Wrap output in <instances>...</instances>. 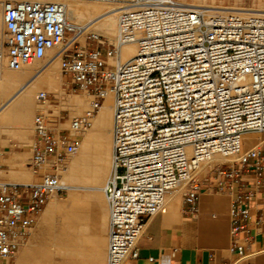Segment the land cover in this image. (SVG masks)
<instances>
[{"label": "built area", "instance_id": "obj_1", "mask_svg": "<svg viewBox=\"0 0 264 264\" xmlns=\"http://www.w3.org/2000/svg\"><path fill=\"white\" fill-rule=\"evenodd\" d=\"M68 1L83 0H0V66L18 69L63 46L60 72L92 97L79 115L34 113L27 164L35 180L4 179L0 144V264H12L40 211L64 191L60 169L77 148L74 134L91 125L107 91L106 264L137 258L149 221L166 212L167 195L182 181L186 213L197 210L207 185L232 194L231 235L245 228L264 187V14L177 0H95L120 6L116 37L102 46L88 33L73 49L81 25L67 19ZM128 42L137 51L120 62ZM46 97L37 93L40 102ZM252 133L258 136L250 145L245 138ZM215 155L230 160L212 161ZM232 248L231 264L255 254L236 241Z\"/></svg>", "mask_w": 264, "mask_h": 264}, {"label": "bare ground", "instance_id": "obj_2", "mask_svg": "<svg viewBox=\"0 0 264 264\" xmlns=\"http://www.w3.org/2000/svg\"><path fill=\"white\" fill-rule=\"evenodd\" d=\"M177 1L181 5L201 6L207 8L206 10L257 12L264 14V8L224 6L216 3L214 0H210L209 2L206 0H194L192 2L187 0ZM119 7L120 6L114 4L95 0L68 1L66 6V17L69 21L81 25V29L75 34L76 39L80 40V42H84V36L88 33L104 36L110 41H113L117 34V15L120 9ZM62 48L63 46L56 47L49 51L46 54L47 58L41 63H37L36 61L29 62L18 69L9 68L5 64L0 66V129L3 132L9 133L8 124L11 121H15V123H19L21 127V137L25 139L22 135H25L26 131L23 129L26 128L32 111L38 108L41 112H46V109L43 110V108H41V104L45 103L46 100L43 102L38 101L37 93L39 91H45V89L54 91L60 90L59 85L61 79L58 71ZM136 51L137 47L135 43L128 42L124 44L121 47L119 61H125L134 55ZM109 62L113 63L114 61L110 60ZM66 99L63 105L73 113H81L85 105L87 106L86 109L91 107V99L87 101V94L85 92H83L82 95L75 94ZM111 132L112 94L107 91L102 103L98 106L92 118L91 125L84 131L74 134L75 138L79 137L78 139L76 138L77 148L67 158V164L60 169L61 181L64 186L67 187L70 194L74 193V189L77 188L93 187L97 189L99 187L102 188L105 184L111 170ZM257 136L258 135L255 133L249 134L247 138H245V142L251 145ZM248 137L251 138L250 142L247 140ZM11 154L9 153V155L4 158L6 167L3 168L2 173L5 178L8 181L14 182H31L32 171L29 170L30 168H25L24 159L21 156V159H17L11 156ZM215 160L227 161L230 160V158H221V156L215 155L212 161ZM183 184V181L180 182L171 192L170 196L167 197V200L171 198L179 199V191L183 189ZM95 196L103 199L100 191H96ZM60 205L61 203L59 201H53L48 204V208L49 210L57 209ZM92 205L94 206L93 203ZM48 217L49 215H47V218ZM18 250L20 252L19 257H17L14 264H80L75 257V251L66 248H62L61 250L59 248L56 249L55 253L57 257H44L43 260H41L42 263H37L35 260H32L33 257L31 256V251L28 249L26 242Z\"/></svg>", "mask_w": 264, "mask_h": 264}, {"label": "crops", "instance_id": "obj_3", "mask_svg": "<svg viewBox=\"0 0 264 264\" xmlns=\"http://www.w3.org/2000/svg\"><path fill=\"white\" fill-rule=\"evenodd\" d=\"M4 137L9 136L5 134ZM94 191L86 189L84 192L92 194ZM232 198L228 192H217L204 185L197 201V210L191 215L184 211L181 194L179 199H168L166 212L152 217L140 237L137 258L124 264H231L235 257L233 241L255 252L250 259L238 264H264V187L252 203L251 218L246 227L234 235L230 233ZM77 200L76 203L66 200L59 210H49L47 204L43 207L26 239L34 258L32 260L42 263L47 238L50 231L56 229L64 234L63 246L84 247L79 253L82 255L79 259L81 263L89 262L91 258L105 260L107 202L95 194ZM255 217H260L258 225L253 221Z\"/></svg>", "mask_w": 264, "mask_h": 264}, {"label": "rangeland", "instance_id": "obj_4", "mask_svg": "<svg viewBox=\"0 0 264 264\" xmlns=\"http://www.w3.org/2000/svg\"><path fill=\"white\" fill-rule=\"evenodd\" d=\"M187 1H191L192 2L194 0H187ZM206 1L209 2L210 0H206ZM214 1L216 3L222 4L224 6H230L231 5V6H237V7L241 6V7H260V8H264V0H214ZM205 9H207V8H205ZM0 32H1V25H0ZM99 39L104 41V44H101L100 42L98 43L99 45H102V46H106L107 41H110L108 38H106L104 36H100ZM95 43L96 42H94V44ZM79 44L82 45L83 43L80 42V40H79V43H76L73 46V49H76V47ZM46 58H47V55L43 59L38 60L36 62L37 63H41ZM58 72H59V76H60V79H61L60 80V85H59L60 86L59 87L60 90L59 91H54V90L45 89V91L47 93L46 102L41 104V108H43V110L46 109V112H52L53 114L60 113L64 118L71 117L72 115L81 114L87 108V106L85 105V107L82 108L81 113H73V112L70 111V109H68L67 107H65L63 105L65 103V101L67 100L66 98H69V97H71V96H73L75 94L82 95L83 92H85L87 94V101L89 99H91L92 97L86 91L76 88V86L70 82L69 77L60 72V65H59V71ZM37 111H40V109L36 108V109H34L32 111V114L30 116L29 122L27 123L26 128L24 127L25 129H23L24 131H26L25 135H22L23 137H25V139H23L21 137V127L19 126V123H17V122L15 123V121H11L8 124L9 125L8 126L9 127V131H10L9 133H5V132H3L0 129V144L2 145V149H3V157H2V162H3V165H4L3 168L6 167L5 162H4V160H5L4 158H5V156L9 155V153L10 154L12 153L11 156H14L17 159H21V157H22L24 159V162H25V164H24L25 168H27V169L30 168L29 165L27 164V162H28V157L30 156V144H31V139H32V137H31L32 136L31 123H32V117H33L34 113H36ZM23 130H22V132L24 133ZM5 134L7 136H9V137H4ZM76 138L78 139L79 137H76ZM247 140H249V142H250L251 138L248 137ZM22 153H24V154H22ZM66 164H67V161H66ZM209 168H210V166L205 167L203 169V173L206 172ZM29 170L32 171L31 168ZM4 179H6L5 176H4ZM33 180H35V175L32 172L31 181H33ZM86 189L87 190L88 189H94L95 191L92 192V194H88V192H84ZM183 190H184V188L181 191H179V195L178 196H180V194H181V192ZM96 191H100L101 194H102V198L105 200V197H104V194L102 192V188L101 187H99L97 189H95L93 187H81V188L74 189V193H72V194H70L69 190L67 189V187H65L64 191L60 195H58L56 198H54L53 201H59L61 203V205H60V207H61L63 205V203H65L66 200H71V202H73V203L75 202L76 203L77 199H79L81 197H85V196L94 195ZM170 194H168L167 197L170 196ZM53 201H49L47 203V205L50 202H53ZM63 208L64 207H62V209ZM64 238L65 237H64L62 231L59 232V230H57V229L51 231L50 237H48V239H47V246H46V249H45L46 251H45V254H44L43 257L56 258L57 254L55 253V250L58 249V248L60 250L62 248L63 249L66 248V249L71 250V251H75L76 250L75 257H76V259L78 260V262L80 264H106L107 255H105V260L101 261V262H100V260H96L97 258L96 259L95 258H91L89 260V262H82L81 263L79 259L81 258L82 255H79V253L81 252L80 249L83 250L84 247H82V246H76V247L63 246L61 243L64 242ZM106 252H107V244H106ZM19 253L20 252L18 250V252L16 253V257L13 260L12 264H14V262L17 260V257H19Z\"/></svg>", "mask_w": 264, "mask_h": 264}]
</instances>
